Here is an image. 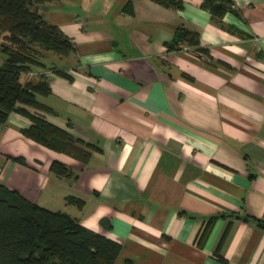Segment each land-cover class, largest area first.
Masks as SVG:
<instances>
[{
  "label": "crops",
  "instance_id": "1",
  "mask_svg": "<svg viewBox=\"0 0 264 264\" xmlns=\"http://www.w3.org/2000/svg\"><path fill=\"white\" fill-rule=\"evenodd\" d=\"M232 1L217 20L201 0L41 5L74 49L45 51L21 80L44 73L50 110L35 112L97 148L83 163L24 135L31 119L11 111L0 182L118 241L112 264H264V227L243 219H264V0ZM177 25L198 30L208 59L167 48Z\"/></svg>",
  "mask_w": 264,
  "mask_h": 264
},
{
  "label": "trees",
  "instance_id": "2",
  "mask_svg": "<svg viewBox=\"0 0 264 264\" xmlns=\"http://www.w3.org/2000/svg\"><path fill=\"white\" fill-rule=\"evenodd\" d=\"M48 1L51 0H0V45L5 54L0 64V124L11 111L22 113L31 119L29 126L22 128L24 135L86 163L97 146L35 112L50 110L37 97L50 91L47 76L39 73L33 79L20 78L33 65L45 66V51L66 55L74 49L72 40L39 10ZM155 1L175 8L183 6V0ZM233 4L232 0L200 2L216 20L233 9ZM182 45L205 59L210 57L198 30L177 25L166 46L179 49ZM51 69L68 76L61 69ZM13 158L24 161L21 156ZM49 169L57 176L75 175L70 166L58 159L50 162ZM65 202L81 207L84 199L69 194ZM213 219L214 215L208 217L205 225ZM243 219L264 227V219L257 216L245 213ZM100 222L110 226L106 218ZM119 250L118 241L84 226L78 217L42 206L0 182V264H112Z\"/></svg>",
  "mask_w": 264,
  "mask_h": 264
},
{
  "label": "rangeland",
  "instance_id": "3",
  "mask_svg": "<svg viewBox=\"0 0 264 264\" xmlns=\"http://www.w3.org/2000/svg\"><path fill=\"white\" fill-rule=\"evenodd\" d=\"M0 43H1V38H0ZM50 52H52V51H50ZM4 57H5V54L1 50V45H0V64L2 63ZM33 68H38V66L37 65H33ZM22 74H25V73H22ZM24 78H25V75L21 76V79H24ZM58 207H61L63 209L62 204H60V206H58Z\"/></svg>",
  "mask_w": 264,
  "mask_h": 264
},
{
  "label": "built area",
  "instance_id": "4",
  "mask_svg": "<svg viewBox=\"0 0 264 264\" xmlns=\"http://www.w3.org/2000/svg\"><path fill=\"white\" fill-rule=\"evenodd\" d=\"M204 57V56H203ZM29 76L30 75H32L34 72H32V71H28V72H26Z\"/></svg>",
  "mask_w": 264,
  "mask_h": 264
}]
</instances>
